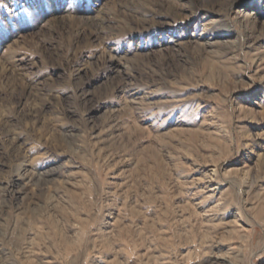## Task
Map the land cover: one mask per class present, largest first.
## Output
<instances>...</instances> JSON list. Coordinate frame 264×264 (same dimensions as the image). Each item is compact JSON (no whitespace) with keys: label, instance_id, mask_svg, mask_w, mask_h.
<instances>
[{"label":"rangeland","instance_id":"374dc122","mask_svg":"<svg viewBox=\"0 0 264 264\" xmlns=\"http://www.w3.org/2000/svg\"><path fill=\"white\" fill-rule=\"evenodd\" d=\"M0 264H264V0H0Z\"/></svg>","mask_w":264,"mask_h":264},{"label":"bare ground","instance_id":"6f19581e","mask_svg":"<svg viewBox=\"0 0 264 264\" xmlns=\"http://www.w3.org/2000/svg\"><path fill=\"white\" fill-rule=\"evenodd\" d=\"M241 228H243V227H241ZM241 228H240V229H241ZM243 229H244V231H246V229H245V228H243ZM217 259H218V260H220L221 258L219 257V258H217Z\"/></svg>","mask_w":264,"mask_h":264}]
</instances>
